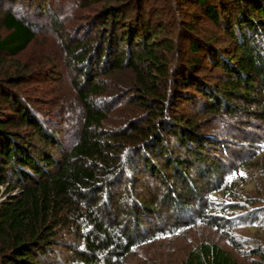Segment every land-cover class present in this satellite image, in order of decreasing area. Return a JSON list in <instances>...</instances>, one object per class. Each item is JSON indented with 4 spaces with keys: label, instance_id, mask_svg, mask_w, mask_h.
I'll return each instance as SVG.
<instances>
[{
    "label": "trees",
    "instance_id": "trees-1",
    "mask_svg": "<svg viewBox=\"0 0 264 264\" xmlns=\"http://www.w3.org/2000/svg\"><path fill=\"white\" fill-rule=\"evenodd\" d=\"M63 1L7 0L11 7H24L27 15L9 7L2 20L7 33H0V53L17 56L34 41L39 24L30 20L31 11L58 25ZM173 1L177 12L188 9L176 42L162 37L166 25L152 22L147 0H125L102 10L95 40L68 51L70 56L83 53L75 61L84 63L81 73L86 75L75 86L85 106V122L80 141L69 153L56 132L45 127L37 106L17 94L19 78L0 80V194L11 182L9 174L23 188L15 200L0 204V242H10L6 250L0 243V264H114L144 234L158 229L162 213L194 212L218 224L207 212L215 205L214 193L233 189L227 183L233 174L228 176L224 163L229 138L206 133L186 110L201 106L204 114H246L264 122V0ZM203 18L231 42L226 45L197 29ZM123 69L135 77L131 103L146 113L141 120L132 119L130 131H121L118 137L131 147L120 156L122 148L116 151L98 130L108 114L91 97L101 91L95 80L102 73ZM244 166L240 163L237 171ZM123 180L130 182L125 196L118 192ZM95 190L106 196L103 203ZM84 191L110 225L127 220L118 228L120 236L116 228L100 223L85 237L84 248L71 249L64 260L51 254V236L60 213L77 209L74 199ZM174 216L170 214L177 223L185 220ZM209 262L236 264L211 244L201 245L180 264Z\"/></svg>",
    "mask_w": 264,
    "mask_h": 264
},
{
    "label": "rangeland",
    "instance_id": "rangeland-1",
    "mask_svg": "<svg viewBox=\"0 0 264 264\" xmlns=\"http://www.w3.org/2000/svg\"><path fill=\"white\" fill-rule=\"evenodd\" d=\"M122 1L125 0H64L58 11V25H52L49 19H39L31 11L30 20L39 24L34 41L17 56L0 53V80L8 83L10 78H19L15 81L19 83L18 87L14 86L17 94L37 106L36 109L46 123L43 122L45 127L56 132L67 153L80 141L86 116L85 106L75 88L77 80L84 83L86 79L85 73H81L84 63L75 61L83 53L70 56L68 51L78 44L86 43L88 39L95 40L97 29L102 24V21L96 19H100L102 10ZM6 2L0 0V33L3 35L7 31L2 20L9 7L19 16L27 15L24 7H11ZM147 3L152 22H157L158 26L166 25L162 37L176 42L188 9L177 12L173 0H147ZM196 28L205 34L217 36L226 45L231 42L220 27L204 18ZM106 72L96 80L95 76L91 79V83L95 80L101 87L98 95H91V101L97 109L107 112V118L98 130L104 132L107 136L105 138L117 148L116 151L122 148V153H119L122 156L128 153L131 145L118 136L124 129L130 131L132 119L141 120L146 112L130 101L135 80L131 71L123 69ZM208 73L212 76V73ZM200 108H189L186 113L195 118L206 133H217L221 139L229 138L224 163L228 167V176L233 174V179L229 182L227 180V183L233 184V189L231 193L227 191V194L222 190L214 193L212 200L215 205L207 212V217H215L218 224L213 223L211 218L201 219L194 212L162 213V219L156 225L160 229L144 234L145 238H139L131 253L120 261L115 259L114 264H180L204 244L218 246L236 264H264V122L246 114H204ZM254 149L259 153L256 154ZM127 156H124V161ZM240 163L245 166L237 171ZM8 178L11 182L1 187L0 204L15 200L23 192L22 186H18L12 174ZM138 184V180L133 182L136 187ZM128 186L130 182L123 180L118 192L127 195ZM99 192L95 190L97 198H101L103 203L106 196L104 198ZM136 193L133 190V194ZM89 194L84 191L81 196L75 197L73 207H79L74 211L64 210L60 213L58 227L51 236L52 255L66 260L71 256V249H83L85 237L90 232L95 233L100 223L116 228L115 235L120 236L118 228L126 222L127 217L110 225L102 216L100 206L93 208L94 202L90 200ZM170 214L175 215V218L178 215L185 217V220L177 223L175 219L171 220ZM96 219L98 223H95ZM9 244L5 240L1 247L6 250Z\"/></svg>",
    "mask_w": 264,
    "mask_h": 264
}]
</instances>
